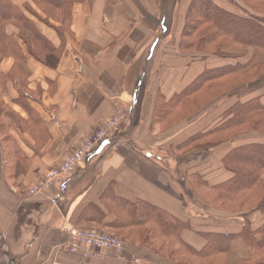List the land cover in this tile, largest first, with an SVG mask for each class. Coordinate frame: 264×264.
I'll use <instances>...</instances> for the list:
<instances>
[{
  "label": "crops",
  "instance_id": "obj_1",
  "mask_svg": "<svg viewBox=\"0 0 264 264\" xmlns=\"http://www.w3.org/2000/svg\"><path fill=\"white\" fill-rule=\"evenodd\" d=\"M62 1L11 0L29 25L5 27L0 55V264H258L244 229L264 225V170L231 184L264 145V110L248 111L264 106V53L197 51L191 0ZM117 111L83 167L27 195ZM71 226L122 251L56 250Z\"/></svg>",
  "mask_w": 264,
  "mask_h": 264
},
{
  "label": "trees",
  "instance_id": "obj_2",
  "mask_svg": "<svg viewBox=\"0 0 264 264\" xmlns=\"http://www.w3.org/2000/svg\"><path fill=\"white\" fill-rule=\"evenodd\" d=\"M36 1L42 2L48 8L63 3L62 0ZM238 2L236 6L242 12L240 14L221 9L212 0H191L184 30V37L196 32V38L190 45L195 46L197 51L205 49L214 51L215 49L216 53H219L225 48L236 46L243 49H253L255 55L264 53V0H238ZM11 22L29 25L22 12L12 5L11 0H0V55L6 40L5 27ZM43 43L48 48V45ZM257 109L264 110V106L257 103L248 106L249 112H256ZM245 155L254 163L245 165L244 170L240 169L236 173L234 182L231 184L234 189H242L246 185L250 188L255 184H261V182L257 183L256 179L264 170V145L253 147ZM237 159L239 162L240 157L237 156ZM235 180L238 181L235 182ZM262 194L264 195V185ZM263 200L264 196L258 207L262 206ZM248 230L249 228L244 229V239L254 249L253 253L263 251L258 264H264V225L256 231V236L259 238L250 235ZM247 236L249 237L247 238ZM210 248L212 247L210 246Z\"/></svg>",
  "mask_w": 264,
  "mask_h": 264
},
{
  "label": "built area",
  "instance_id": "obj_3",
  "mask_svg": "<svg viewBox=\"0 0 264 264\" xmlns=\"http://www.w3.org/2000/svg\"><path fill=\"white\" fill-rule=\"evenodd\" d=\"M121 113L115 112L114 115L104 122L95 134L89 140L81 144L73 152H71L64 161L58 166L50 169L43 177L32 184L27 189L29 197L43 194L52 186L55 179L67 177L77 169L83 167L89 160L95 144H100L105 140L106 133L116 129L121 122ZM50 202L55 204V199ZM68 240L63 245L56 246V250L71 255H80L83 258H97L95 253L98 249H112L116 252L122 251L123 243L114 234H107L97 230L84 229L71 226L66 230Z\"/></svg>",
  "mask_w": 264,
  "mask_h": 264
}]
</instances>
